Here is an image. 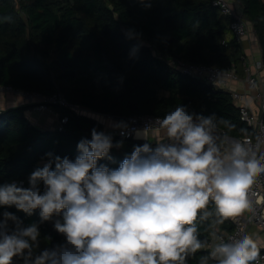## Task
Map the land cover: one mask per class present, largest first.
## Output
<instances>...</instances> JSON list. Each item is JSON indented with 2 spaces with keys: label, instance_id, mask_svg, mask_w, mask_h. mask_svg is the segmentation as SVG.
Instances as JSON below:
<instances>
[{
  "label": "trees",
  "instance_id": "1",
  "mask_svg": "<svg viewBox=\"0 0 264 264\" xmlns=\"http://www.w3.org/2000/svg\"><path fill=\"white\" fill-rule=\"evenodd\" d=\"M254 29L264 62V0H235ZM150 5V6H147ZM232 18L213 7V0H0V85L48 96L63 93L74 104L119 118L162 117L178 105L204 116L215 114L235 138L254 132L241 121L239 107L224 90L182 74L165 56L220 68L235 67L244 75L241 44L230 30ZM112 64L110 68L104 56ZM31 105L0 113V185L28 180L48 153L74 160L77 144L104 127L91 115L55 106L68 117L64 131L38 128L27 116ZM105 133V132H104ZM110 135L111 159L99 165L116 169L134 146L147 141ZM154 148L156 144L151 143ZM208 210H214L209 204ZM9 211L25 225L39 224L40 248L65 243L39 209L28 216ZM2 218V217H0ZM59 218V217H58ZM198 238L208 244L212 233L231 232L227 219L212 226L198 221ZM207 247L190 253L186 264H200ZM209 264H214L209 261Z\"/></svg>",
  "mask_w": 264,
  "mask_h": 264
},
{
  "label": "clouds",
  "instance_id": "2",
  "mask_svg": "<svg viewBox=\"0 0 264 264\" xmlns=\"http://www.w3.org/2000/svg\"><path fill=\"white\" fill-rule=\"evenodd\" d=\"M219 124L227 121L178 105L154 123L167 140L154 148L150 142L134 146L116 169L98 161L111 159L110 150L123 141L114 145L95 128L91 139L78 142L74 160L46 154L28 187L0 185V207L28 216L39 209L40 223L59 217L54 229L65 243L38 251L39 224L25 225L4 211L0 264L16 257L24 264H186L190 253L205 247L210 251L200 264H253L260 249L251 235L213 232L211 245L198 238V221L211 218L216 226L248 209V189L264 173V156L257 158L246 143L220 139ZM117 127L126 134L123 122ZM149 127L135 130V138L149 141Z\"/></svg>",
  "mask_w": 264,
  "mask_h": 264
},
{
  "label": "built area",
  "instance_id": "3",
  "mask_svg": "<svg viewBox=\"0 0 264 264\" xmlns=\"http://www.w3.org/2000/svg\"><path fill=\"white\" fill-rule=\"evenodd\" d=\"M15 4H19L21 0H13ZM213 7L219 9L224 15L232 18L230 30L237 39L239 44L248 36L250 25L247 19L240 13L233 0H213ZM166 62L179 70L182 74L189 77L199 79L210 85L215 90H224L231 95L232 100L239 107L241 121L254 132V137L246 135L241 138L230 136L223 128L217 129V136L226 143L231 141H240L246 143L257 155V158L264 156V62L255 63L256 71L244 65L246 75V83L249 87L244 90L235 89L234 84L242 82V78L235 67L220 68L205 64H196L183 61L178 58L165 56ZM244 60V58H243ZM250 90L255 91V102L257 109L254 110L249 104ZM0 93H14L24 96L31 104L34 110L40 112L56 113L58 117L59 131H64L68 123L67 116H61L54 108L55 106L73 110L79 114L93 116L98 123L104 125L105 121L114 120L117 118L114 115L102 114L94 112L84 106L71 103L66 96L61 92H56L52 95H42L39 92H25L16 89L12 86L0 85ZM101 117V119H99ZM157 118H162L152 115H138L126 119V134L121 135V129L115 128L114 136L123 137L125 139L135 138V130L148 128V134L151 132H163L160 128L154 125ZM152 125V126H151ZM164 136L159 141H166ZM17 183L23 182L24 187H28V180H14ZM13 182V181H12ZM41 188L43 185L41 184ZM249 207L241 215L230 218L233 224L231 232H222L220 235L225 237L242 236L249 232L250 225H256L264 230V173L255 175L252 185L248 189ZM54 218V217H53ZM49 224L51 220L48 221ZM52 224V223H51ZM213 237L208 242L211 245ZM210 251V248L207 247ZM259 248V247H258ZM260 249V258L253 264H264V248ZM12 264H24L21 258H13Z\"/></svg>",
  "mask_w": 264,
  "mask_h": 264
},
{
  "label": "crops",
  "instance_id": "4",
  "mask_svg": "<svg viewBox=\"0 0 264 264\" xmlns=\"http://www.w3.org/2000/svg\"><path fill=\"white\" fill-rule=\"evenodd\" d=\"M233 1L238 11L242 13V6L240 5V3L235 0ZM241 49L244 52L243 65L247 63V66L251 68L252 71H256L255 63L262 61V52L258 43L257 35L251 26L249 28L248 36L241 43ZM240 76L243 81L235 83L234 87L235 89L244 90L245 88L249 87V85L245 82L246 75L244 74L243 76ZM255 93V91L250 90L249 104L253 107L254 110L257 109L255 102ZM22 105L32 106V104L22 95L14 93H0V113L10 108ZM27 116L38 128L44 130L56 129V127L58 126V117L56 113H50L47 111L40 112L34 110L33 107H31L27 112ZM126 119L127 118L117 117L114 120L105 121L103 125L104 132L112 134L115 128H119L117 127V125H119L121 122L126 125ZM163 136L164 132H151L148 134L147 138L149 141L147 142L156 144L155 142L159 141ZM137 140L146 141L144 139ZM57 218L58 217H54L53 220H51V223L54 224V220ZM248 235H251L253 237L259 248H264V230L262 228L256 225H250Z\"/></svg>",
  "mask_w": 264,
  "mask_h": 264
},
{
  "label": "water",
  "instance_id": "5",
  "mask_svg": "<svg viewBox=\"0 0 264 264\" xmlns=\"http://www.w3.org/2000/svg\"><path fill=\"white\" fill-rule=\"evenodd\" d=\"M131 1L133 4L137 2V0H131ZM104 60L107 62L108 66L111 68L112 64L110 63V61L108 60V57L106 55L104 56Z\"/></svg>",
  "mask_w": 264,
  "mask_h": 264
},
{
  "label": "rangeland",
  "instance_id": "6",
  "mask_svg": "<svg viewBox=\"0 0 264 264\" xmlns=\"http://www.w3.org/2000/svg\"><path fill=\"white\" fill-rule=\"evenodd\" d=\"M99 119H101V117H99ZM116 119V118H115Z\"/></svg>",
  "mask_w": 264,
  "mask_h": 264
}]
</instances>
